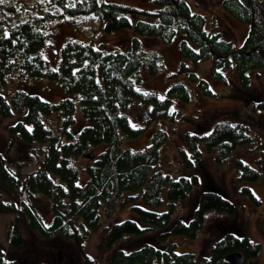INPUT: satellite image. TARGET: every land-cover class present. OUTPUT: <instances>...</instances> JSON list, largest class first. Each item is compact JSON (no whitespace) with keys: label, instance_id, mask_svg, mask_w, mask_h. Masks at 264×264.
I'll return each mask as SVG.
<instances>
[{"label":"trees","instance_id":"trees-1","mask_svg":"<svg viewBox=\"0 0 264 264\" xmlns=\"http://www.w3.org/2000/svg\"><path fill=\"white\" fill-rule=\"evenodd\" d=\"M151 1L155 5L152 10L113 0H53L56 12L41 9L11 24L0 19V116L13 117L7 130L21 142H36L38 147L45 144L35 167L24 172L20 163L11 168L0 150V189L10 196L0 198V208L12 213L4 230L10 246L22 241L21 221L39 237L60 236L80 249L90 232L107 219L100 230L101 248L108 251L105 264H225L223 255L230 250H239L245 258L243 264H247V259L257 256V241L239 229L224 227L219 228V236L205 255L197 257L188 249L175 251L168 236H192L200 228L206 209L232 214L234 203L208 183L197 192L189 215H173L174 204L197 183L196 175L170 176L156 167L158 148L166 137L160 128L140 147L124 144L123 139L142 131L140 126L131 125L124 113L132 97L150 104L148 118L172 119V99L187 101L190 84L203 94H215L193 66L181 61L162 94L139 89L135 81L140 67L152 74L162 61L160 53L141 47L139 35L162 43L175 39L180 56L191 62L208 56V72L213 77L226 80L222 70L232 68L235 84L244 89L251 82V72L264 68V0H220L227 14L247 22L239 44L207 27L204 15L191 10L185 0ZM77 13L93 14L106 32L132 27L130 46L104 50L91 40L65 38L54 66H48L42 55L49 42L43 22ZM178 74L184 77L177 78ZM41 77L59 82L65 94L49 101L24 87ZM8 81L14 84L10 88ZM72 94L79 103L77 128L73 127ZM253 106L264 109V101ZM45 116H52V125L45 122ZM245 131L241 122L218 119L204 134L189 137L188 148L198 154L199 140L206 149L214 150L216 160H222L235 145L249 140ZM94 147L99 149L92 155ZM84 151L90 159L82 167L84 177L78 180L71 160ZM257 160L264 163V151L260 150ZM184 163L191 165L187 157ZM234 171L241 181L259 176V169L239 157L234 158ZM239 193L258 201L245 184ZM35 196L47 200V220L34 207ZM258 218L264 232V212ZM81 262L98 264L85 253ZM0 264H17L1 246Z\"/></svg>","mask_w":264,"mask_h":264},{"label":"rangeland","instance_id":"rangeland-1","mask_svg":"<svg viewBox=\"0 0 264 264\" xmlns=\"http://www.w3.org/2000/svg\"><path fill=\"white\" fill-rule=\"evenodd\" d=\"M128 3L143 9L152 10L155 5L151 0H113ZM189 8L204 15L207 27L218 31L219 35L230 39L234 44H239L246 32L247 22L239 21L227 14L220 4V0H185ZM41 9H50L54 12L58 8L53 0H0V19L11 24L29 14L38 13ZM134 18V17H133ZM43 29L48 33L49 42L42 49V55L47 60V65L53 67L58 53V47L65 38L91 40L100 48L115 49L128 48L132 27H121L112 31H104L96 16L91 13H77L64 15L63 18H51L43 22ZM140 45L145 49H152L160 53L161 64L157 72L149 74L141 66L135 85L141 90H154L162 94L165 86L172 81L171 72L176 73L179 62L193 66L198 76L204 77L208 86L215 92L213 96L201 93L193 84L189 85V99L181 101L172 99L169 110L173 118H148L149 103H142L136 97L130 99L125 108V115L131 125H137L142 131L132 138L123 139L124 144L131 147H140L150 141L149 134L160 128L165 131L166 137L158 148L156 167L170 176L179 174H195L197 183L194 184L185 197L173 206V215L187 216L195 206L197 192L205 184H214L226 197L234 203V212H224L206 209L203 213L200 228L192 235L185 236L174 234L168 239L174 242L175 251L191 250L198 257L206 254L207 248L219 236V228L229 230L239 229L250 239L257 241L259 246L255 258L247 259V264H264V232L258 224V216L264 212V163L257 160L260 150L264 151V109L254 107L253 103L264 101V68H258L256 73L251 72L249 86L242 89L235 84V74L232 68H224L226 80L213 77L209 74V57H203L196 62H191L181 57L176 48V40L162 43L155 37L139 35ZM184 77L183 75H176ZM13 82L8 81L10 88ZM41 97L49 101H56L65 94L57 81H50L41 77L29 81L24 85ZM7 88V90H10ZM74 98V128L78 126L79 103L77 95ZM144 111L145 115H141ZM13 117L0 116V150L11 168L20 163V170L27 171L37 164L45 149V144L38 147L36 142L23 143L16 136L9 133L7 125ZM45 122L52 125V116H45ZM223 119L228 122H241L245 125L249 140L237 144L232 151L222 160H216L214 150L206 149L201 141L196 142L199 153L193 154L187 144L191 136H200L209 130L211 124ZM98 147L91 149L94 155ZM89 152H82L71 160L77 167V179L84 177L82 167L89 161ZM88 154V155H86ZM187 157L191 161L190 167L184 163ZM239 157L243 162L259 169V176L250 181H241L235 177L234 158ZM247 185L258 201H253L247 194H240L241 185ZM0 198L7 200L9 194L0 189ZM34 207L44 215L47 211V200L40 196L33 198ZM125 215V210L120 213ZM12 213L0 208V246L5 255L14 258L17 264H82L81 254L94 258L98 264H105L108 251L101 248L100 230L108 222L102 219L99 226L91 231L79 249L71 240L60 236L49 238L39 237L34 231L24 226L20 221L18 228L22 241L18 246H10L4 235L5 225ZM128 240V238H125ZM133 240V238L131 239ZM82 252V253H81Z\"/></svg>","mask_w":264,"mask_h":264},{"label":"water","instance_id":"water-1","mask_svg":"<svg viewBox=\"0 0 264 264\" xmlns=\"http://www.w3.org/2000/svg\"><path fill=\"white\" fill-rule=\"evenodd\" d=\"M142 116H144L145 112H140ZM89 154V153H88ZM86 154V155H88ZM223 259L225 264H243L245 262V258L243 254L239 250H230L223 255Z\"/></svg>","mask_w":264,"mask_h":264}]
</instances>
